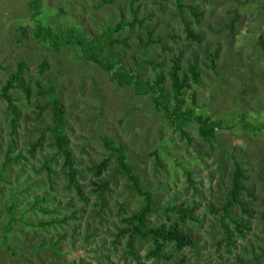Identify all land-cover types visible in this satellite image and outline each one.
Masks as SVG:
<instances>
[{"label":"rangeland","instance_id":"obj_1","mask_svg":"<svg viewBox=\"0 0 264 264\" xmlns=\"http://www.w3.org/2000/svg\"><path fill=\"white\" fill-rule=\"evenodd\" d=\"M134 1L136 7L140 6L139 18H147L145 26L154 29L153 38L157 43L150 46L146 55L143 54L139 35L146 39L147 33L137 25L129 41L131 48L124 50L126 61L131 65L135 60L154 61L157 64L155 68L143 65L141 73L145 79L153 80L156 72L163 71L166 76L165 86L171 90L167 71L172 65V59L182 56V67L186 70L190 62L193 63L197 58L201 70L200 82L194 84L190 80L192 87L185 95V105L197 107L202 114L224 124L225 130L218 131L217 140L211 143L202 141L194 125L188 130L192 140L182 137L158 112L151 100L116 86L96 64L89 65L76 60L69 50L56 48V43H45L38 39L30 22L28 0H0V168L10 141V119L7 116V102L1 99V88L18 69V65L25 62L29 68L27 79L32 78L40 85L37 88L33 84L34 95L41 88L48 89L51 80L62 89L70 147L80 165L83 177L80 184L86 194L93 179L89 168L111 155L106 140H116L126 146L129 162L136 167L144 187L155 193L160 206L183 204L196 209L195 216L201 219L202 224L186 223L198 241L196 250L187 248L182 251L189 259L188 264H264L259 250L260 246L264 248V50L259 44L264 40V0H184L186 6L199 8L198 11L203 14L200 21L188 7L181 12L176 0ZM43 3V19L56 33L60 29L77 26L94 36L99 35L104 25L119 21L120 8L125 3L128 4L126 17L131 20V0H118L104 7L98 6V0H43ZM235 19L236 35L231 37L230 25ZM187 23L192 25L196 34L203 35L202 42L188 36ZM21 25H26L25 31ZM129 32L125 30L123 34ZM217 45L221 52L216 62L217 71H213L206 64L209 63L206 52L213 51ZM163 62L164 65L160 66ZM43 63H47L48 68L41 75L39 67ZM45 103L46 98L39 97L29 104L21 102L19 105L24 118L17 130L16 148L24 151L26 159L11 168L6 179L12 181V184L0 182V264H68L81 259L84 263L92 264L99 259L98 264H105L101 259L104 255L109 256L111 262L125 264L121 247L117 251L111 249L114 241L112 231L124 215L121 207L132 212L140 205L141 199L137 194L130 193L129 181L124 177H120L117 186L112 187L108 197L110 209L102 213V222L97 218L93 223L92 229H99L98 237H90L89 243L84 240V226L88 216H94L98 210L93 205L95 197H90L86 207L76 198L74 206L83 207L85 213L81 223V237L73 244L70 231L67 242L63 244V249L68 251L66 263L57 257L52 258L50 252L42 253L40 260L29 255V237L35 236V242L49 241L60 233L59 230L32 232V229L19 222L13 224V230L7 234L9 244L19 250V257L11 256L3 248L1 229L10 220L6 207L10 205L9 194L16 187L17 179L21 184L19 192L40 181L45 186L39 187L37 194L49 192L46 172L37 174L35 171L40 170L44 157L52 155V152H37L34 158L27 152V143L40 137L37 129L51 123L47 111L42 114L41 121L38 120L39 109L36 104L43 106ZM26 115L29 116L27 121ZM240 115H244L245 120L235 123ZM245 122L250 124L249 128L244 127ZM224 149L228 152H223ZM231 153L233 156H230ZM232 157L242 158L249 177L246 183L254 189L257 199L253 203L255 215L251 223L252 231L245 239H237V248L230 255L226 252V244L219 241L224 226L232 229L229 220H222L221 211L230 188L234 168ZM20 167L24 170L17 175L16 171ZM192 179L195 184L191 182ZM62 180H57L58 191H62L65 185ZM32 196L23 194L15 209L17 218L33 202ZM65 203L63 198L62 204ZM57 205L53 204L50 208ZM233 212L241 214L236 210ZM161 217L163 221L168 217L178 218L177 215L172 217L164 213H161ZM27 218L44 219V216L29 213ZM20 243L24 244L20 246ZM218 244H221V248ZM249 245L256 248L254 255L259 258L258 262L252 256ZM244 249L249 250L251 257L243 254ZM239 257L244 263L238 261ZM142 262L169 264L154 260Z\"/></svg>","mask_w":264,"mask_h":264},{"label":"trees","instance_id":"obj_2","mask_svg":"<svg viewBox=\"0 0 264 264\" xmlns=\"http://www.w3.org/2000/svg\"><path fill=\"white\" fill-rule=\"evenodd\" d=\"M117 1L98 0V6L112 5ZM176 1L181 12L188 7L198 21L202 19L203 14L198 11L199 8L186 6L184 0ZM135 3L134 0H131V20L126 17L128 4L125 3L120 8L119 21L116 24L104 25L103 32L95 36L77 26L60 29L58 33L54 32L52 27L47 25L43 19L45 8L43 0H28V8L30 10V22L34 26V34L38 39L45 43H56V48L63 47L69 50L76 60L83 61L89 65L91 63L96 64L109 77L110 82L116 86L127 88L132 90L137 96H143L151 100L158 112L182 134V137L192 140L188 130L194 125L202 141L208 143L216 141L218 131L225 130L224 124L220 120L202 114L197 107L192 108L185 105V95L192 87L190 80L194 84H199L200 82L201 70L199 69V60L197 58L194 59L193 63L190 62L186 70H183L182 67V56H175L172 59V65L167 71L171 82V90L165 86L166 76L163 71L156 72L153 80L145 79V76L141 73L143 65L155 68L157 64L154 61L144 59L139 62L135 60L132 65L126 61L124 50L125 48H131L129 41L137 25L141 29H145L147 33L146 39L139 35L143 54L146 55L150 46L157 43L153 38L154 29L145 26L147 18H139L140 6L136 7ZM236 21L237 19L233 20L230 25L231 37L236 35L234 31ZM21 28L25 31L27 27L26 25H21ZM125 30H130V32L124 35L123 32ZM186 31L190 38L198 42L203 41V35L196 34L190 23H187ZM259 44L264 50L263 39ZM220 52L221 49L218 45L213 51L206 52V58L209 62L206 64L213 71H217L216 62L219 59ZM163 65L164 62L160 66ZM39 68L40 74L43 75L48 65L43 63ZM28 71L29 68L26 63H20L18 69L9 76L1 88V99L7 102V116L10 119L8 124L10 141L6 146L3 164L0 168V182L6 181L8 184H12V181L6 179L11 173V168L18 166L22 159H26L23 154L24 151L16 148L17 130L20 127L21 120L24 118L22 109L19 107L20 103L26 102L29 104L33 99L37 100L39 97H45L47 103L43 106L36 104L39 109L38 120L41 121L42 114L47 111L51 123L41 129H37L40 137L33 142L27 143V152L32 158L35 157L37 152H43L44 150L52 152V155L44 157L45 160L41 163L40 170L35 171L37 174L43 171L46 172L49 192L46 191L42 195L37 194V189L45 186L43 181L26 189L23 188L19 192L18 189L21 184H19L17 179L15 182L16 187L9 194L10 205L6 207L10 220L1 229L3 248H6L11 256L20 254L19 250L13 249V246L9 244L7 235L13 230V224L16 225L19 222L32 229V232L39 230H53L55 232V230H59L60 233H57L49 241L39 240L35 242V236L29 237V255L40 260L42 253L50 252L53 254L52 258L57 257V259L66 263L68 251L63 249V244L67 242L70 231L72 232L71 242L73 244L81 237L80 229L84 219L83 214L85 213L83 207L74 206L76 198L78 202H82L84 207H86L89 205L90 197H95L93 205L98 210L94 212V216H88L84 226V240L89 243L88 239L90 237H98L97 231L99 229H92L93 223L97 218L102 222V219L104 220L102 213L104 214L106 210L110 209L108 197L112 192V187L117 186V181L120 177H124L129 181L128 189L130 193L132 195L137 194L141 199V203L132 212H128L124 207H121L124 215L112 231L114 241L111 249L117 251L121 247L123 250L122 260H124L125 264L133 262L141 264L144 263L142 260L165 261V263L169 264H188L189 259L182 251L187 248L196 250L198 241L192 231L186 227V223L189 221L199 225L202 224L201 219L195 216L196 209L194 207H186L183 204L160 206L155 193L144 187L136 167L129 162L126 146L116 140H106L107 147L111 150V155L89 168L93 179L89 183L90 190L86 194L84 187L80 184V180L83 178L79 169L80 165L70 147L69 127L67 124L66 106L62 98V89L57 86L56 82L51 80L48 89L41 88L40 92L34 95L33 84L35 82L32 78L27 79ZM35 86L39 88L40 85L36 82ZM25 118V121L29 120L28 115ZM240 120H245L244 115H240L239 119L235 120V123ZM249 125L248 122L244 123V127L249 128ZM223 152L228 151L224 149ZM230 156H233V154L231 153ZM232 161L234 168L231 172L230 188L227 190V196L221 207L223 212L222 220H229L232 229L224 226L225 230L220 235L222 238L219 241L221 244H226V252L230 255H232V250L237 248V239H245L252 231L251 223L255 215L253 203L257 199L254 189L246 183L249 177L242 158L232 157ZM23 170V167L18 168L16 174L18 175ZM106 174L110 176L107 177ZM61 178L65 185L62 191H58L56 190V184L57 180ZM191 182L195 184L193 179ZM1 191H4V187L1 188ZM24 193L33 194V202L25 207L20 218H17L15 209L18 203L21 202V197ZM247 197L252 200H248ZM63 198L66 200L65 204H62ZM56 203H58L56 207L50 208ZM71 208L74 209L71 211ZM234 210L241 214L238 215L233 212ZM29 213L42 214L44 219H29L27 218ZM161 213L171 214L172 217L177 215L178 218L171 219V217H168L166 221H163ZM46 217H49V219L46 220ZM23 244L20 243V246ZM221 244H218L219 248H221ZM249 247L253 253L252 256L258 262L259 258L254 255L256 248L253 245H249ZM72 249L74 252L76 251V249ZM259 250L260 258H264V248L260 246ZM243 254L246 257H251L249 250L244 249ZM219 257L222 258L221 254ZM101 259L105 264H116V262H111L112 259L109 256L104 255ZM97 260L98 262L95 264L99 263V259ZM238 261L244 263V260L240 257ZM68 264L92 263H84V260L81 259Z\"/></svg>","mask_w":264,"mask_h":264}]
</instances>
